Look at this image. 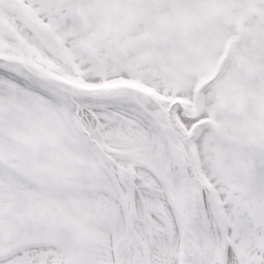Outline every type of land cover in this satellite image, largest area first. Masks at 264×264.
Returning <instances> with one entry per match:
<instances>
[{
  "label": "snow or ice",
  "instance_id": "6c2138e0",
  "mask_svg": "<svg viewBox=\"0 0 264 264\" xmlns=\"http://www.w3.org/2000/svg\"><path fill=\"white\" fill-rule=\"evenodd\" d=\"M0 264H264V0H0Z\"/></svg>",
  "mask_w": 264,
  "mask_h": 264
}]
</instances>
